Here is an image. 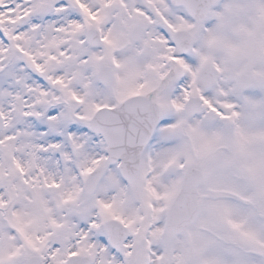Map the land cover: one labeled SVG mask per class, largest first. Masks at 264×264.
Wrapping results in <instances>:
<instances>
[{
    "label": "snow or ice",
    "instance_id": "obj_1",
    "mask_svg": "<svg viewBox=\"0 0 264 264\" xmlns=\"http://www.w3.org/2000/svg\"><path fill=\"white\" fill-rule=\"evenodd\" d=\"M0 264H264V0H0Z\"/></svg>",
    "mask_w": 264,
    "mask_h": 264
}]
</instances>
